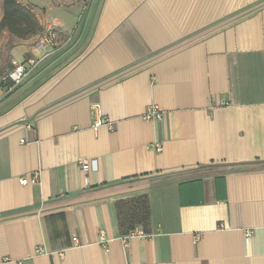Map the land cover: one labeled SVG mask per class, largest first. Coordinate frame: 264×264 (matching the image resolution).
I'll use <instances>...</instances> for the list:
<instances>
[{
	"label": "crops",
	"instance_id": "crops-1",
	"mask_svg": "<svg viewBox=\"0 0 264 264\" xmlns=\"http://www.w3.org/2000/svg\"><path fill=\"white\" fill-rule=\"evenodd\" d=\"M17 1L43 30L0 28V82L40 60L0 83V264H264V0Z\"/></svg>",
	"mask_w": 264,
	"mask_h": 264
},
{
	"label": "built area",
	"instance_id": "built-area-1",
	"mask_svg": "<svg viewBox=\"0 0 264 264\" xmlns=\"http://www.w3.org/2000/svg\"><path fill=\"white\" fill-rule=\"evenodd\" d=\"M46 33L47 35L45 36V41L51 44L55 43L56 34L54 33V31L49 29ZM12 64H13V68L9 72L8 76L5 79H3L8 84L7 86L8 91L13 90L15 87H17L18 85H21L25 80L30 78L33 75V73L39 68L40 60L35 59V58H27L26 60L22 62L13 60ZM97 110H98V120L95 123V126H94L95 128L103 124L109 123L108 119L101 113L98 106H97ZM160 114L161 113L159 111L158 105L154 104L150 106L149 110L147 111L146 117L147 118L160 117L161 116ZM81 167L83 171H87L89 169L90 165L87 159L81 160ZM37 179H38L37 174L34 175L33 177H23L21 179V184L27 185L28 183L34 182ZM131 234L138 235V236L146 235V233L141 229L140 230L136 229L132 231ZM251 235H252V231L250 229L246 230L245 239L248 240L251 237ZM73 240L75 243H77L78 237H73ZM125 243H126V240H125Z\"/></svg>",
	"mask_w": 264,
	"mask_h": 264
},
{
	"label": "trees",
	"instance_id": "trees-1",
	"mask_svg": "<svg viewBox=\"0 0 264 264\" xmlns=\"http://www.w3.org/2000/svg\"><path fill=\"white\" fill-rule=\"evenodd\" d=\"M4 10L5 13L0 23V28H7L19 37H26L43 30L31 10L20 4L17 0H4ZM0 83L3 87L7 88L8 84L5 80H2ZM21 85L15 87L12 92L7 93L3 101L8 100L9 96L18 91Z\"/></svg>",
	"mask_w": 264,
	"mask_h": 264
},
{
	"label": "rangeland",
	"instance_id": "rangeland-1",
	"mask_svg": "<svg viewBox=\"0 0 264 264\" xmlns=\"http://www.w3.org/2000/svg\"><path fill=\"white\" fill-rule=\"evenodd\" d=\"M30 80V79H29ZM28 81V80H27ZM26 82V81H25ZM24 84V83H23ZM143 201H141L140 202V204H138V208L139 209H144V207H145V204L144 203H142Z\"/></svg>",
	"mask_w": 264,
	"mask_h": 264
}]
</instances>
